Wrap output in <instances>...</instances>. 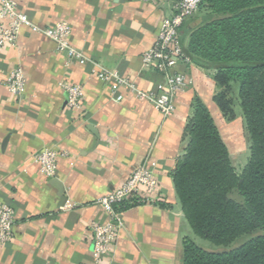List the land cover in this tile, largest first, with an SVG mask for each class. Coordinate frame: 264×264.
<instances>
[{"label":"crops","instance_id":"crops-1","mask_svg":"<svg viewBox=\"0 0 264 264\" xmlns=\"http://www.w3.org/2000/svg\"><path fill=\"white\" fill-rule=\"evenodd\" d=\"M15 1L40 28L68 22L70 44L88 60L68 59L52 39L26 26L15 45L0 50V203L14 215L12 236L0 243V264H97L91 228L108 218L97 199L142 165H154L161 202L118 209L122 227L112 253L99 264H183L184 238L197 242L170 174L186 145L192 100L199 97L209 109L230 158L239 147L241 112L236 109L230 121L223 117L213 100L214 71L191 61L174 68L185 76V85L169 117L93 73L99 65L143 91H156L163 78L141 57L155 43L176 0ZM199 20L196 12L179 27L183 48ZM15 67H21L26 80L19 97L4 83ZM63 81L83 86L79 108L67 105ZM44 147L64 153L52 178L40 172L34 157ZM66 201L73 206L63 209Z\"/></svg>","mask_w":264,"mask_h":264},{"label":"trees","instance_id":"trees-1","mask_svg":"<svg viewBox=\"0 0 264 264\" xmlns=\"http://www.w3.org/2000/svg\"><path fill=\"white\" fill-rule=\"evenodd\" d=\"M196 12L181 62L214 71L213 100L228 121L239 106L249 155L237 172L209 109L194 96L170 175L192 233L218 249L185 237L183 264H264V0H200Z\"/></svg>","mask_w":264,"mask_h":264},{"label":"built area","instance_id":"built-area-1","mask_svg":"<svg viewBox=\"0 0 264 264\" xmlns=\"http://www.w3.org/2000/svg\"><path fill=\"white\" fill-rule=\"evenodd\" d=\"M139 1L153 3L165 0ZM199 3L200 0L176 1L173 5V12L162 19L155 43L142 54L141 58L145 66L162 73L163 82L156 91H143L116 71L99 65H96L97 69L94 68L93 73L103 82L116 87H126L139 100H145L152 104L163 117H169L174 111L175 96L185 85V76L174 70L177 63L181 62L183 58V47L178 34L179 27L197 11ZM23 26L52 39L56 50L65 54L68 59H75L81 64L88 60L81 51L70 44L71 26L68 22L58 21L50 26L40 28L18 8L15 0H0V50L5 46L16 44L18 33ZM184 60L188 61L187 58ZM4 83L13 96H21L26 85L21 67L11 69L5 76ZM60 85L66 92L67 105L71 108H79L83 99V86L69 81H63ZM121 98V95L116 97L117 100ZM62 155L64 153L44 147L37 151L34 157L40 172L44 176L52 178L56 175L57 162ZM153 169L154 165H142L134 168L116 188L97 199V203L108 216L104 223L95 224L91 228L92 255L97 264L112 253V246L122 227L121 212L116 207L123 202L134 201L136 205H140L161 200L159 182ZM72 206L71 202L66 201L62 208L69 209ZM13 220L12 208L5 203H0V243L11 238Z\"/></svg>","mask_w":264,"mask_h":264},{"label":"rangeland","instance_id":"rangeland-1","mask_svg":"<svg viewBox=\"0 0 264 264\" xmlns=\"http://www.w3.org/2000/svg\"><path fill=\"white\" fill-rule=\"evenodd\" d=\"M236 109L238 111H240V108L238 105H236ZM242 127H244V126H242ZM242 127H241V124H238L237 128L240 130L239 131V138H240L239 147H235V149H237V150L236 151L233 150L232 155H231L232 164L235 167L237 172H240L242 170L243 166L247 162L248 155H249L247 137H246L245 131ZM195 238H196L197 244H199L205 248H209L211 250L212 249L213 250L218 249L217 247L213 246L211 243H209L206 240H203V239L196 237V236H195Z\"/></svg>","mask_w":264,"mask_h":264}]
</instances>
